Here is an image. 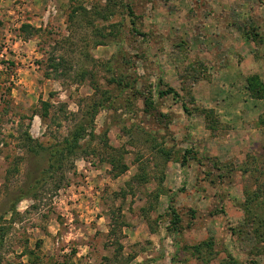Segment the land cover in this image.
<instances>
[{
  "label": "rangeland",
  "instance_id": "obj_1",
  "mask_svg": "<svg viewBox=\"0 0 264 264\" xmlns=\"http://www.w3.org/2000/svg\"><path fill=\"white\" fill-rule=\"evenodd\" d=\"M251 75L264 0H0V264H264Z\"/></svg>",
  "mask_w": 264,
  "mask_h": 264
},
{
  "label": "trees",
  "instance_id": "obj_2",
  "mask_svg": "<svg viewBox=\"0 0 264 264\" xmlns=\"http://www.w3.org/2000/svg\"><path fill=\"white\" fill-rule=\"evenodd\" d=\"M106 7H109L108 5H106ZM127 7V10L129 12H131V8L130 6H126ZM82 11H87V10H84L83 8H81ZM111 11V10H109ZM105 17V15H103ZM24 27H31L30 24H22L21 25V30L24 28ZM134 28V27H133ZM136 29V28H135ZM51 67H52V70L56 73L57 69V65L56 64H51ZM249 80H250V85H249V90L251 92V95H254V96H258L257 95V91H262V93L264 92V85H262V83L259 82L257 76L255 75H251L249 77ZM157 93L159 95H164V94H169V93H172L173 95H177V92L174 91L173 89L171 88H167V89H164V90H161L159 89L157 91ZM260 96V95H259ZM183 108L186 110V107L183 105ZM94 111V110H93ZM78 140H79V133L78 132H73L71 135L65 137L62 142L52 146L50 149H49V155H48V160H47V168L46 170L49 171L51 169H53L55 167V164L56 162H59L61 156L66 153V152H73L74 150H76L78 148ZM187 151V150H185ZM185 155H183L182 157V163H184L185 161ZM122 168H124V166H122ZM45 173V172H44ZM38 182V178H35L33 179V182L30 184L29 186V191H32V189H34V184H36ZM33 184V185H32ZM27 189V190H28ZM21 197H23L22 194H18L17 195V198L20 199ZM16 198V199H17ZM171 212L174 214V220H173V223H176V219H177V214H176V211L174 208H171ZM199 245L197 244L195 247L197 248Z\"/></svg>",
  "mask_w": 264,
  "mask_h": 264
}]
</instances>
